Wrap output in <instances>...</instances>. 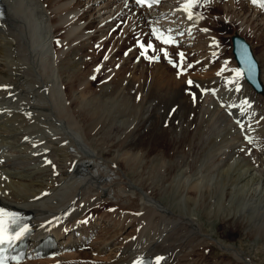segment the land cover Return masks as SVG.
<instances>
[{"label": "bare ground", "instance_id": "bare-ground-1", "mask_svg": "<svg viewBox=\"0 0 264 264\" xmlns=\"http://www.w3.org/2000/svg\"><path fill=\"white\" fill-rule=\"evenodd\" d=\"M2 1L6 15L0 19V86L9 87H0V202L33 211L35 228L22 260L11 264H129L145 255L153 257L152 264L157 256L164 257L160 264H184L198 246H206L208 237L215 239L207 236L204 220L194 217V211L200 210L208 219L231 226L240 219L245 238L264 233V90L257 93L244 78L250 89L245 109L238 113L231 107V97L237 93L232 76L236 67L224 53L219 63L213 61L219 54L218 38L204 26L207 18L196 19V6L189 20L182 8L186 0H163L151 9L138 7L133 0ZM246 2L245 11L235 6L232 15L224 5L222 16L236 20L263 42L264 10ZM204 5L218 3L209 0ZM121 19L128 21L123 26L126 36L140 28L147 37L148 30L155 28L179 42L178 47L163 43L168 50L182 48L188 56L203 58L201 66L196 62L182 67L187 68V75H179V85L176 74H162L163 68L156 64L157 77L169 81V86L175 81L182 91L197 97L199 116L183 140L167 138L165 133L146 136L139 133L142 129L136 133L134 123L148 121L152 101L147 109L142 102L147 113L135 112L130 122L134 112L125 108L126 99H120L126 85L122 78L110 89L107 85L106 93L90 91V75L85 70L88 60H83L80 50H88L93 39L104 42L102 35ZM151 38L152 45L160 49L162 41ZM260 58L264 71V50ZM174 60L185 64L182 59ZM201 114L206 116L205 123L198 120ZM200 132L201 137L194 139ZM186 146L188 153L183 156L180 148ZM105 203L114 206L111 219L115 222L102 229L89 211ZM174 204L179 212L172 209ZM132 209L166 215V226L170 222L187 226L194 236H140L118 244V236L132 225L127 218ZM48 234L57 240L47 248L53 257H43L37 250ZM216 241L224 248L223 254L231 252L241 264L256 263L242 243ZM85 244H91L95 256L61 252L66 246ZM105 250L110 251L109 257H98Z\"/></svg>", "mask_w": 264, "mask_h": 264}, {"label": "rangeland", "instance_id": "rangeland-1", "mask_svg": "<svg viewBox=\"0 0 264 264\" xmlns=\"http://www.w3.org/2000/svg\"><path fill=\"white\" fill-rule=\"evenodd\" d=\"M46 3H48V2H46ZM217 3H218V5H215V6L214 5L213 6H207L201 2L200 4L196 5L195 9H196L197 14L203 15L205 20L208 19L204 26L210 27L213 30V33H215V37L217 36V38H218L217 44L219 45L218 46V50H219L218 55L219 56L217 55L216 59L215 60L212 59V60L214 62L216 61L215 63H219L220 59H222L224 57V54H225L228 57H230L231 61L234 62V65L236 68H235L232 76H234L236 81H237V84L234 87L236 89L237 93L235 96L231 97L233 100V101H231L232 102L231 107H233L238 113H240L243 111L242 109H245L246 100L250 94V89L248 88V84L243 77L242 71L239 70V72H240L239 78L236 75V70H238L240 68L238 67L237 62L234 59L232 36L234 34L239 33V35L243 36L248 41V43L251 46V49L253 51L254 56L256 57V59L258 60V62L260 64V69H261V63H263L262 59L260 58V53L262 50H264V37L262 38L263 42H260L256 39V37L254 35H252V33H250L249 29L244 30V27L242 28L240 26L239 22H237L234 19H232V21L231 20H229V21L225 20V16H222V14L224 15V7H223L224 5L228 6L230 14L233 12V9L235 6L238 7L240 11L241 10L245 11L247 8L246 0H217ZM229 4H231V5H229ZM232 4H234V5H232ZM205 6H207V7H205ZM231 7H233V8H231ZM236 7H235V9H236ZM135 13H136V11H135ZM213 20H215L214 23H213ZM233 21H235L236 24L233 23ZM125 23H126V20H124V19L119 20L116 23V25L113 26L110 29V31H108L109 33H107V35L106 34L102 35L104 42L101 43V41H98V43H97L96 39L95 40L93 39L88 44V47H87L88 50L87 49H81L80 50L81 55H83V57H84L83 60H85V57L87 58L86 61L90 60L89 62L87 61L88 64L85 67V70L88 68L87 71H88V74L90 75V86H91L90 91L100 92V90H103L104 93H106L107 91L105 90L106 89L105 87L107 85H109V89H110V87H112L114 85V83L120 81L122 78L124 80V81L122 80L123 82L126 81V85H124V87L122 89L123 92L122 91L120 92V99L121 100L126 99V102L128 101V105L125 108L127 110L129 109V111L131 110L134 112L133 115H129L130 122L133 121V119L135 118L137 113L138 114L147 113L146 109H147V106L149 104H150V106H153V107H151L152 113L150 114V115H152L151 116L152 120L149 119L150 115H147L148 121L144 120L139 125L136 122L134 123V125H137V127L135 128L136 133L138 132V130L142 129L141 131H139V133L143 132V134L146 136H148L149 134H153V133L154 134L160 133L159 135H161L162 133H165V135L168 136L167 138H172L173 140H181V139L183 140L184 137L187 136L186 135L187 130L188 131L192 130L191 129L192 128V120L194 118H196L197 116H199V112H198L199 106H197L198 105L197 97L195 95L192 96V93H188V92L185 93L184 91H182L180 87L178 88L176 86L177 83H175V81L171 82V84L174 86V87H172L171 84L169 86V81H164L163 79H160L159 77L156 76L159 74L157 67H158V65H160L159 66L160 69L163 68V70H161L162 74L166 73L167 75H171V76L176 74L175 77L178 79V81H179L178 85H179L182 82L180 80L181 78L179 79V75L180 76L185 75V72H182L179 69L171 67L166 62L167 60L163 56V53L160 52L159 50L161 48H165L169 53L172 54L173 57H178V58H180L179 53H181L183 50H182V48L181 49L178 48L177 50H168V48H166L163 45V43L159 41L160 45L162 44L161 45L162 47L159 50L153 52L151 49H148V51H147V56L155 57L158 55L159 59L158 60H156V59L149 60L146 58V56L141 55V53L144 50L140 47V44L143 43L145 45V47H147L148 43L150 42L148 39L149 37H152L151 38L152 40H157V39H153L156 37L152 34V30H150V29L148 30L147 37H146L145 32L140 28L138 30L132 31L131 33L129 32L127 34L128 36H126L125 35V28L123 26L128 24V21L126 24ZM195 25H197V24L195 23ZM258 34H260V32ZM63 35H64V33L60 32V36H63ZM102 36H99V38H102ZM106 37H107V39H105ZM121 38L122 39L125 38L124 42L123 41L121 42V40L119 41V39H121ZM139 42H140V44H138ZM173 47H178V46L176 44H174ZM83 50H85V51H83ZM129 51H131L133 54V55H131L132 57H130V58L127 57V55L129 53H131ZM179 51H181V52H179ZM84 52L85 53L87 52V53L85 54ZM185 55H186V58L183 60L185 64L182 63L183 64L182 67L194 65V64H196V62H198L199 63L198 65H200V66L204 64L203 63L204 60H202L203 58H200L197 60V56H195V55H191V56H188L187 54H185ZM128 59H130V60H128ZM157 63H158V65H156ZM159 67H158V69H159ZM97 69H99V70H97ZM161 71H160V74H161ZM166 71H170L169 73H171V72L172 73L169 74ZM263 74H264V71H261V79L262 80L264 79ZM131 76H132V78H131ZM137 76H138V78L136 80ZM133 77H135V79ZM156 77L158 79H156ZM176 78H174V79H176ZM188 79H190L192 81L191 77ZM136 81H137V83H135V85H133L134 82H136ZM178 81H176V82H178ZM160 83H161V85H160ZM174 83H175V85H174ZM197 84H198V86L200 85L198 81H197ZM161 86L163 87L162 90L160 88ZM154 87H155V89H154ZM237 88L239 89V92H238ZM125 91H127V94H125ZM92 92H90V93H92ZM128 92H130V93L128 94ZM147 92L151 93L152 95L149 93L147 94ZM142 95L145 97V99L142 97ZM240 95H242V98ZM127 97H129V100ZM150 97L152 100L150 99ZM150 101H152V102H150ZM142 102L144 103L143 106L146 109L144 107L141 108L140 105H142ZM135 112H137V113H135ZM200 118L202 119V121H204L202 123H205L206 116L201 114L200 117L198 118V120H200ZM194 126H195V124H194ZM206 126H207L206 124H203L204 128ZM204 130L206 131L207 128H205ZM208 130H209V128H208ZM210 130H212V129L210 128ZM172 134H173V136H172ZM196 136L197 137L194 136V139L200 138L201 132L199 134H197ZM206 139H211V137L208 136V137H206ZM247 144H249L251 146L252 142L248 141ZM187 145H188V143H187ZM205 145L207 146L206 143H205ZM205 145L202 144L203 148ZM202 146L198 145V147H199L198 151L199 152L202 150ZM184 149H185V151H184ZM186 150H187V146L185 148H180V151L181 152L183 151L182 153L180 152V154L183 156L187 155L188 150H187V152H186ZM164 200L168 201V197H164ZM114 209L115 208L113 205L105 203V205L102 208H100L99 210L89 211V217L93 220L96 219L97 221H99L103 225L102 229H104L105 225H108L109 223L113 224L115 222V220L111 219L112 214H114L113 212H115ZM172 209L175 210L176 212L180 211L178 209L177 205H175V204L172 206ZM151 211H152L151 209H150V211H149V209H145V210H143V212L140 211V213H137V211H135V209H132L130 215L129 214L127 215L128 216L127 218L129 220H131L132 225L124 232V234L121 237L118 236V239H117L118 244L127 242V240H129V241H131L132 239L135 240V237L139 239L140 236H194V235H192V232L190 231V229L187 226L179 225L178 223H174V222H172V223L170 222V224L168 226H166L167 216L166 215L165 216H156V215L151 214ZM110 212H112V213H110ZM125 212L126 211L124 210L123 213H125ZM194 213H195L194 217H199V218H201L202 221L204 220L203 221L204 222L203 228H204L205 232H207L206 233L207 236H211L215 239L213 240V239H210L208 237L209 241L207 242V244H205L206 246H203V245L198 246L194 250V253L190 254L189 256H187L185 258L184 264H190V262L192 264H241V262H239L240 261L239 258L236 256L234 257V255L231 252L227 251L225 254H223L224 248L221 247L219 245V243H217L216 240H219V241L221 240L225 243H228L229 245H232V244L240 245V243H242V247H244L243 250H245V253L247 252V253L251 254V256L254 259V262L256 261L255 264H264V233H258L259 235L256 234V235H252L251 238L250 237L245 238L244 236H245L246 231L243 230V226L240 223V221H241L240 219H238L239 221L235 225L231 226L228 223L221 221L220 219H208L206 216H203L202 210H200V212L194 211ZM98 229H100V227ZM260 234H262V235H260ZM77 248L71 247V246H66V247L62 248V251L60 250V248L58 250H60L62 253H67L68 256H70V255L76 256L78 253H79L78 257H80V255H84V254H87V255L90 254V255H94V256L96 255V253H94V254L92 253V252H94V250L91 248V244L90 245L85 244V245H83V247H80L78 249ZM82 252H84V253H82ZM109 254H110V251L105 250L101 253L99 252L98 257H100L101 259H107L109 257ZM50 255L45 256V257H49V256L53 257L52 254H50ZM78 257L72 256L71 258H78Z\"/></svg>", "mask_w": 264, "mask_h": 264}, {"label": "snow or ice", "instance_id": "snow-or-ice-1", "mask_svg": "<svg viewBox=\"0 0 264 264\" xmlns=\"http://www.w3.org/2000/svg\"><path fill=\"white\" fill-rule=\"evenodd\" d=\"M138 4H144L146 3V0H136ZM159 0H152V3H158ZM209 0H202L203 4H207ZM250 2L254 6H258L260 9L264 10V0H250ZM201 0H186V2L182 5V8L185 12L188 14V19L192 20L194 18V14L192 13L191 9L196 6L197 4H200ZM151 7V4L148 5ZM203 16H200L199 14H196V19H203ZM202 31H209V29H202ZM152 34L156 36L158 40H161L164 44H172L174 43V39L172 37H164L163 33H158L157 29L152 30ZM140 47L144 50L141 55L146 56L149 60H158L159 56H147L148 49H153V51H156L154 46L151 42L148 43L147 47L143 43L140 44ZM162 52L165 57L168 56V52L165 48H161L159 50ZM127 54V53H126ZM179 56L183 58L184 53H179ZM107 58V57H106ZM99 70V69H97ZM236 75L239 77L240 72L239 70H236ZM94 78V77H93ZM189 84H192L193 82L191 80L188 81ZM0 87L7 88L9 86L2 85ZM237 90H239L237 88ZM27 139V138H26ZM47 163L51 164V161H46ZM29 232V228L26 224L22 223V219L19 217L17 213L10 212L4 208H0V245H11L14 241L20 240L22 237H24ZM164 259L162 256L155 257L154 264H160V262ZM134 264H143V261L140 259H137Z\"/></svg>", "mask_w": 264, "mask_h": 264}, {"label": "water", "instance_id": "water-1", "mask_svg": "<svg viewBox=\"0 0 264 264\" xmlns=\"http://www.w3.org/2000/svg\"><path fill=\"white\" fill-rule=\"evenodd\" d=\"M233 52L247 79L251 81L258 90H262L263 85L259 80V63L245 38L239 35L233 36Z\"/></svg>", "mask_w": 264, "mask_h": 264}]
</instances>
